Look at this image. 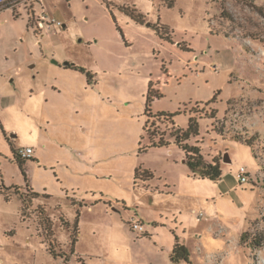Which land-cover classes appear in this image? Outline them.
Here are the masks:
<instances>
[{"label": "rangeland", "instance_id": "rangeland-1", "mask_svg": "<svg viewBox=\"0 0 264 264\" xmlns=\"http://www.w3.org/2000/svg\"><path fill=\"white\" fill-rule=\"evenodd\" d=\"M14 1L19 19L0 10V264H84L66 195L139 208L81 213L87 264H173L176 238L192 264H264V0H43L65 27L42 38L27 29L38 0ZM192 118L199 133L187 143L220 162L219 182L184 173L171 134ZM161 136L171 145L149 147ZM29 146L39 159L25 162L26 181L16 150ZM145 169L195 199L143 195L135 171ZM133 216L151 237L131 230Z\"/></svg>", "mask_w": 264, "mask_h": 264}, {"label": "trees", "instance_id": "trees-1", "mask_svg": "<svg viewBox=\"0 0 264 264\" xmlns=\"http://www.w3.org/2000/svg\"><path fill=\"white\" fill-rule=\"evenodd\" d=\"M103 1H106V0H103ZM7 8H11V6L7 5L4 9H7ZM14 13H15V11H14ZM222 14L224 15L225 11H223ZM16 17H18V16L16 15ZM131 17L133 19H135L137 22H140L142 24L145 23L143 17L140 15L132 14ZM155 28H156L157 32L160 34L159 27L155 26ZM66 68L73 69V70H76V71L84 74L87 77L89 83H90V80H92L91 73L82 67H78L75 65H73V66L68 65V66H66ZM151 91L152 90L150 88L149 94L147 96V107L145 110V114L148 117L150 116L149 105H150V102L152 101ZM159 117H166V118L172 119L174 116L168 115V114L167 115L161 114V115H159ZM146 130L148 131L147 126H146ZM198 133H199L198 123L194 118H192V119H190L189 126L186 130L178 128V129H176L174 134H171L172 139H174L172 142H174L185 153V163L188 166V169L190 170V173L192 174V176L199 178V179H202V180L219 182L222 178V175H223L220 162L216 161V160H213L212 162L207 161L205 159V157L202 155L201 149L199 147L191 146L187 143V141L192 136H196V135H198ZM235 138L237 140H239L240 142L246 144L247 146H250L253 148V145H254V139L253 138L244 139L241 136H236ZM168 145H170V142L165 141L163 136H161L158 142L152 141L151 145L149 147H163V146H168ZM140 151H142V149H140ZM17 162L19 163V165L23 171V174L25 176V180L27 181V175L23 170V167L25 165L26 160L18 158ZM152 176H153L152 173H150L148 171H143V172H141V170L135 171V179L136 180L139 178H142L144 181H148V180L153 178ZM33 196L38 198L39 194L33 193ZM6 199H8V196H6ZM78 220H79V216L77 215L76 221H75L77 234H76V237L72 243L73 248H74L75 243H76L77 238H78V228H77L78 227ZM262 242H263L262 240H260V241L255 240L254 245L256 247L260 248V247H262ZM50 252L52 255H55L53 251H50ZM170 260L173 264H179L180 262H185L186 264H192L191 254H190L189 249L185 245L181 244L178 238H176V242H175L173 251L170 255Z\"/></svg>", "mask_w": 264, "mask_h": 264}, {"label": "crops", "instance_id": "crops-1", "mask_svg": "<svg viewBox=\"0 0 264 264\" xmlns=\"http://www.w3.org/2000/svg\"><path fill=\"white\" fill-rule=\"evenodd\" d=\"M7 9H12L13 11H14V9H16V7L15 8H7ZM7 9L6 10H4V11H7ZM4 11H2V12H0V14H3V12ZM16 15L17 14H15V13H13V15H12V17H13V20L15 19V20H17V19H19L20 17H16ZM18 16V15H17ZM64 27H65V25H64ZM27 29L28 30H31L30 28H29V26H28V22H27ZM32 32H33V30H31ZM38 44H39V42H38ZM69 65L70 66H73L74 64H70L69 63ZM75 66H77V65H75ZM79 67V66H78ZM64 68H65V70H71V71H73V72H77V73H80V72H78V71H76V70H73V69H68V68H66V66H64ZM83 68V67H82ZM85 69V68H84ZM87 70V69H86ZM88 71V70H87ZM88 72H90L91 73V75H92V79H93V81H94V75L92 74V72L91 71H88ZM80 74H82V73H80ZM83 76H84V74H82ZM86 77V76H85ZM87 78V77H86ZM87 83H88V79H87ZM89 85V84H88ZM172 143H174V142H172ZM175 144V143H174ZM171 145V144H170ZM177 146V145H176ZM27 148H32V147H27ZM34 150V149H33ZM181 150V149H180ZM15 151V150H14ZM17 151V150H16ZM181 152H182V154L180 155V159H181V162L183 163V164H185L186 165V163H185V153L181 150ZM14 154V153H13ZM39 159V157H38V155H37V153H36V155H35V150H34V155H33V158H31V159H28V160H32V161H35V160H38ZM28 160H26V161H28ZM26 164V163H25ZM187 166V165H186ZM187 168H188V166H187ZM145 171H148V172H150V173H152V175L154 176V172L152 171V170H148V169H145ZM184 173H187L189 176L190 175H192L191 173H190V171L189 170H187V172L185 171ZM152 176V177H153ZM153 179V178H152ZM28 181V180H27ZM28 183V182H27ZM141 183H142V185H143V187H144V189H145V192H143V195L144 194H154V196H158V195H160L159 197L160 198H163V197H165V198H168V197H172V198H176V196H181V195H185V196H188L187 194H185V193H182L181 191H180V187H179V185L178 184H176V183H172L171 182V180L170 179H164V180H160V182L159 183H161V184H156L155 185V182H153L151 179H150V181L148 180V181H141ZM161 185H162V187L163 188H161ZM27 186L32 190V192H34V193H37L32 187H30V185L29 184H27ZM173 188V189H172ZM163 189H172V190H174L176 193L175 194H173V193H171V194H165L164 192H162L163 191ZM142 191H139V194L141 193ZM159 193L158 195L156 194V193ZM38 194V193H37ZM44 195H42V197L44 196L46 199H48V201H49V199L51 200V198H52V196L51 195H49V193L48 192H44L43 193ZM141 196V195H140ZM41 197V195H39V197L38 198H40ZM188 197H190V198H193V199H195L193 196H191V195H189ZM66 200H67V202H70V204L75 208V211H76V217H77V215L79 216V220H78V238H77V241H76V243H75V246H74V250H75V253H74V255H76L77 256V258L79 257V258H82V260L84 261L83 263L84 264H87L88 262H89V252H87V250L86 249H83V248H81L80 247V240H81V231H80V219H81V213L83 212V211H87V212H94L95 211V209H96V207L98 206V205H101V206H103V211H104V213H105V215L106 216H109V217H111V218H113V216H114V214H117L118 213V211H117V209L116 208H114V207H112V205H115V206H117V205H122L123 207H125L126 208V210L127 211H131V209H139V208H137V206L136 205H134L133 203H126L125 202V200H123L124 202H119V201H113L112 200V198H110V197H108V198H106L105 196H100V197H92V198H90V199H77V198H73V199H70L69 198V196L68 195H66V197H64ZM44 206H46V207H48L46 204H43ZM174 210H179L180 208L179 207H177V208H173ZM66 221L65 222H67V223H71V221H69L68 219H66L64 216H62ZM76 217H75V220H76ZM160 219H163V216H161V217H159L158 219H156V218H154L153 220H151L152 221V223H154L155 224V227H157L159 224V220ZM142 222H143V220H141ZM128 223H129V220H128ZM144 223V222H143ZM121 228V227H120ZM147 230V229H146ZM148 232V231H147ZM38 235V234H37ZM148 235H150V237H151V234H149V232H148ZM38 237L40 238V241H41V243H42V239H41V237L38 235ZM137 239H138V237H136ZM130 240H132L131 238H130ZM27 243H29L30 244V240L29 239H27ZM43 244V243H42ZM51 254V253H50ZM52 255V254H51ZM53 256V255H52ZM54 257V256H53ZM0 263H2V261L0 262ZM77 263V259H76V257L74 256V257H72V259L70 260V264H76Z\"/></svg>", "mask_w": 264, "mask_h": 264}, {"label": "built area", "instance_id": "built-area-1", "mask_svg": "<svg viewBox=\"0 0 264 264\" xmlns=\"http://www.w3.org/2000/svg\"><path fill=\"white\" fill-rule=\"evenodd\" d=\"M14 2V0L1 1L0 10L4 9L7 5L11 6L12 8H15L16 4H13ZM38 5L40 7L39 10L33 11L31 14H28L27 17L29 28L33 30V32L36 33L39 38L44 37L45 34H48L49 32L55 31L56 29H62L64 27L62 22L58 21L57 19L51 17L48 14L45 6L43 5V0H38ZM33 155V148H20L16 151V156L23 160L31 159L33 158ZM238 179L242 184L248 182L249 177L244 167L240 169ZM201 218H203V214L200 213L198 215V219ZM129 225L131 230L138 235L144 236L148 234L144 223L139 220L136 216H133L130 219Z\"/></svg>", "mask_w": 264, "mask_h": 264}, {"label": "water", "instance_id": "water-1", "mask_svg": "<svg viewBox=\"0 0 264 264\" xmlns=\"http://www.w3.org/2000/svg\"><path fill=\"white\" fill-rule=\"evenodd\" d=\"M68 65H69V63H65V64H64V66H68ZM224 161L227 162V163L230 162V159L228 158L227 155L224 157Z\"/></svg>", "mask_w": 264, "mask_h": 264}]
</instances>
